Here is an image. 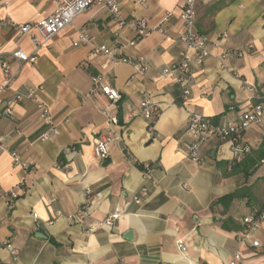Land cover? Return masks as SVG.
Listing matches in <instances>:
<instances>
[{"label":"crops","instance_id":"crops-1","mask_svg":"<svg viewBox=\"0 0 264 264\" xmlns=\"http://www.w3.org/2000/svg\"><path fill=\"white\" fill-rule=\"evenodd\" d=\"M183 5L184 0H122L127 20L146 19L151 27L173 14L165 34L153 32L134 46V34L96 5L41 50L36 66L21 68L11 89L0 91V142L7 148L0 149V264H228L238 250L242 264H264V222L255 234L261 247L237 242L243 219L264 209V119L246 131L252 151L238 159L218 139L204 145L201 165L185 150L192 113L236 124L244 112L264 106L244 88L246 83L264 95V0L198 1L196 30L208 37L211 54L203 65L194 64L187 101L171 77L161 76L183 54L192 61L195 56L180 42L186 32ZM55 9L54 0H0V23L6 17L19 24L42 21ZM84 30L97 45L145 58L148 71L139 74L128 63L104 70L103 57L92 56L91 46L76 45ZM0 45L3 56L34 52L29 38L1 25ZM95 75L122 95L117 112L107 96L91 94ZM17 94L24 97L14 102ZM147 98L160 108L154 120L142 114ZM37 102L59 124V135L50 141L39 140L45 126ZM8 107L12 112L6 115ZM99 136L111 139L107 159L96 155ZM12 152L31 169L15 165ZM147 164L148 176L138 166ZM87 187L101 198L85 225L73 216ZM11 191L19 194L12 201ZM136 194L141 204L133 201ZM115 211L122 218L103 226Z\"/></svg>","mask_w":264,"mask_h":264},{"label":"built area","instance_id":"built-area-1","mask_svg":"<svg viewBox=\"0 0 264 264\" xmlns=\"http://www.w3.org/2000/svg\"><path fill=\"white\" fill-rule=\"evenodd\" d=\"M199 0H184L182 8L181 19L185 24L186 32L181 35L180 42L183 43L189 50L195 52L193 61L186 54L182 55V59L166 67L161 76L171 77L173 81L179 86L182 92L183 101H187L191 94V85L194 79V64L201 66L211 52L209 50V39L207 36L200 34L196 30L197 21V4ZM206 3H212L216 0H202ZM56 9L49 17L42 21L30 22L26 24H19L13 19L6 17L1 21V27H9L16 30L19 35L26 36L31 40L34 46L33 54H28L24 50H17L8 56L0 54V68L3 72L4 83L0 86V91L8 90L15 84L19 71L26 65L36 66L39 63V53L42 49L49 46L52 40L64 29L73 25L74 21L86 13L96 5H103L110 11L111 19L121 28L130 30L134 37L130 41L131 46H134L144 37L151 35L153 32L166 33L165 25L169 23L173 17L172 13H167L159 26L151 27L146 19H126L122 13V0H54ZM140 3H142L140 1ZM227 37L226 34H224ZM96 38L88 31H81L79 41L76 45H87L92 47V56H101L104 59L102 68L104 70H111L121 63H128L134 65L139 74H145L148 71V65L143 57H130L120 55L116 48L111 45H97ZM252 48V46H250ZM1 49V45H0ZM237 56L242 57L244 52L239 51ZM13 63L18 66L17 70L13 69ZM104 77L95 75L92 77L93 87L91 94H104L111 101L110 108L113 112H117L119 104L122 100V95L114 89L111 85L105 83ZM244 88L250 92L255 98L264 100V95H258L256 89L245 83ZM34 92L29 95L31 99L35 100ZM90 95V94H89ZM24 97L17 94L14 102H17ZM38 111H40V120L45 126V130L40 135V141H50L52 137H56L60 133L59 124L55 122L50 108L44 103L37 102ZM142 114L148 120H154L158 115L160 108L152 99H145L142 104ZM109 108V109H110ZM11 109L5 110V114H11ZM110 116L112 124H118V117L114 113L105 110ZM264 119V106L257 105L254 109L248 110L242 114L241 121L236 124H222L215 118L204 116L199 113H192L189 116L186 135L189 138L188 143L185 144V150L188 157L196 164L201 165L203 162L202 149L206 143L211 140L218 139L222 142H228L231 145L233 158L238 159L252 151V146L247 143L245 139L246 131L253 125L260 124ZM68 121V120H66ZM95 150L99 159H107L110 154L111 139L107 136H99L95 138ZM0 149L7 150V148L0 142ZM14 164L22 166L25 170H29L30 165L22 160L17 152L11 153ZM142 170L147 174L151 172L150 165L142 166ZM143 193L147 192V188L142 189ZM7 197L12 201L19 197L15 191L7 194ZM101 198L100 194H93L90 188H85V197L80 210L73 220L87 225L91 218L94 205ZM133 201L136 204L142 203V197L139 194L133 196ZM122 218V213L115 211L110 213L103 221V226L113 227L116 221ZM264 222V209L255 212L252 215L245 217L242 221V227L237 235V242L240 246L250 245L255 248L262 246V243L255 239V234ZM89 232H93V227H88ZM7 248L17 255L10 242L6 244ZM178 246L181 252L185 253L187 247L182 241H178ZM242 254L240 250L234 253L232 260L228 264H242Z\"/></svg>","mask_w":264,"mask_h":264},{"label":"water","instance_id":"water-1","mask_svg":"<svg viewBox=\"0 0 264 264\" xmlns=\"http://www.w3.org/2000/svg\"><path fill=\"white\" fill-rule=\"evenodd\" d=\"M127 237L131 239V238L133 237V233H132V232H129V233L127 234Z\"/></svg>","mask_w":264,"mask_h":264},{"label":"trees","instance_id":"trees-1","mask_svg":"<svg viewBox=\"0 0 264 264\" xmlns=\"http://www.w3.org/2000/svg\"><path fill=\"white\" fill-rule=\"evenodd\" d=\"M151 125H152V124H151ZM138 166H139L141 169H143L142 166H140V165H138Z\"/></svg>","mask_w":264,"mask_h":264}]
</instances>
